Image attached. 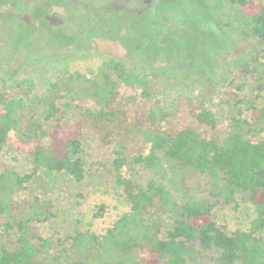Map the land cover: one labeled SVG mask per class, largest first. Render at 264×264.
Wrapping results in <instances>:
<instances>
[{
  "label": "trees",
  "instance_id": "16d2710c",
  "mask_svg": "<svg viewBox=\"0 0 264 264\" xmlns=\"http://www.w3.org/2000/svg\"><path fill=\"white\" fill-rule=\"evenodd\" d=\"M205 1L200 18L213 12L227 37L248 43L239 56L223 57L217 76L187 46L169 60L103 57L84 70L58 55L55 71L41 84L0 64V148L29 150L32 165L31 173L0 169V264H264V0ZM1 21L14 30L10 44L4 39L7 59L24 66L35 52L53 60L58 48L46 30L28 33L31 52L20 55L13 51L18 23ZM153 44L164 52L161 42ZM206 79L225 84L220 115L197 87ZM123 89L139 91L150 104L146 121L156 127L131 129L145 152H129L119 142L111 149L112 178L127 208L99 232L91 222L53 231L51 202L27 186L38 170L48 179L64 173L75 184L84 180L83 148L69 120L76 114L115 120L110 106ZM182 107L210 129L224 118L225 136L191 128L166 132L164 121ZM223 206L250 209L246 225L227 230L216 216ZM149 209L169 225L148 220ZM105 212L99 205L92 219Z\"/></svg>",
  "mask_w": 264,
  "mask_h": 264
},
{
  "label": "rangeland",
  "instance_id": "374dc122",
  "mask_svg": "<svg viewBox=\"0 0 264 264\" xmlns=\"http://www.w3.org/2000/svg\"><path fill=\"white\" fill-rule=\"evenodd\" d=\"M208 3L205 0H0V21L18 23L17 48L13 51L20 49V55L28 52L31 43L26 35L38 29L46 30L49 39L58 48L53 51V60L51 56L42 58L32 52L29 53L32 58L26 65L19 66L6 57L4 39L8 43L14 38V30L5 29L1 24L0 64L3 67L9 65L21 77L32 78L41 84L55 71L57 64L54 62L58 55H68L73 60L70 66L84 70L103 57L138 62L169 60L187 46L201 66L209 69L210 75L217 76L221 73L223 57L239 56L248 43L227 37L226 28L218 26L219 19L213 12L209 11L205 19L200 18L198 13H202ZM208 21L222 28L218 30ZM155 40L164 45L163 53L156 51ZM37 54L42 53L38 51ZM197 87L206 98L211 99L210 107L220 115L219 100L226 90L225 84L221 80L214 83L206 79ZM128 97L132 99L128 100ZM149 107L150 104L140 97L138 90L123 89L122 98L110 106L115 112V120H94L77 114L69 120V124L76 128L83 148L84 180L75 184L64 173H55L48 179L42 170H38L27 186L29 191L51 202L54 217L49 225L53 231L69 232L91 222L92 229L99 232L126 210L120 189L112 178L110 152L118 142L129 152L146 151L131 129L156 130L146 121ZM163 128L170 134L191 128L223 137L227 132V122L219 117L213 129L203 127L194 122L188 110L182 107L175 116L164 121ZM28 151L12 144L2 146L0 169L31 173ZM101 204L105 206L104 216L92 219ZM250 215L247 207L234 211L229 206L218 207L216 214L217 221L227 230L244 227ZM147 217L163 227L169 225L167 217L153 209L148 210ZM39 231H46V227L39 228Z\"/></svg>",
  "mask_w": 264,
  "mask_h": 264
}]
</instances>
